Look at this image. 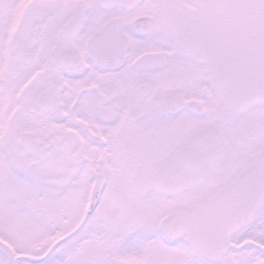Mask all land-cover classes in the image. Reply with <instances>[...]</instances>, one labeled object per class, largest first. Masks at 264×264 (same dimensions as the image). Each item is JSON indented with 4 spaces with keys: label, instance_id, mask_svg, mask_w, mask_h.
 <instances>
[{
    "label": "snow or ice",
    "instance_id": "obj_1",
    "mask_svg": "<svg viewBox=\"0 0 264 264\" xmlns=\"http://www.w3.org/2000/svg\"><path fill=\"white\" fill-rule=\"evenodd\" d=\"M0 264H264V0H0Z\"/></svg>",
    "mask_w": 264,
    "mask_h": 264
}]
</instances>
